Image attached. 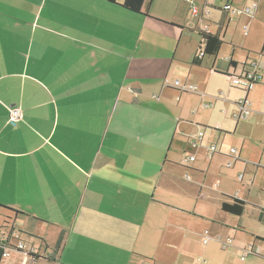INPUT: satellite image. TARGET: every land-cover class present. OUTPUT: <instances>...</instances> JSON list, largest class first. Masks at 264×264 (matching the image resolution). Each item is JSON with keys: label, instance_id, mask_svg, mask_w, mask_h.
I'll list each match as a JSON object with an SVG mask.
<instances>
[{"label": "crops", "instance_id": "crops-1", "mask_svg": "<svg viewBox=\"0 0 264 264\" xmlns=\"http://www.w3.org/2000/svg\"><path fill=\"white\" fill-rule=\"evenodd\" d=\"M122 1L0 0V209L22 213L6 212V222L25 246L11 237L1 264L196 260L201 214L177 156L195 125H213L211 145L220 138L222 108L246 97L228 77L246 61L262 77L251 112L264 102V45L258 56L245 44L240 56L202 59L200 33L221 34L232 13L210 27L208 4L196 18L185 0H150L148 18ZM175 81L197 91L180 93ZM10 109L21 111L14 124ZM205 110L220 120L198 119Z\"/></svg>", "mask_w": 264, "mask_h": 264}, {"label": "rangeland", "instance_id": "rangeland-1", "mask_svg": "<svg viewBox=\"0 0 264 264\" xmlns=\"http://www.w3.org/2000/svg\"><path fill=\"white\" fill-rule=\"evenodd\" d=\"M237 2L246 3V6L256 3L258 11L254 18L226 15L221 29L225 43L220 56H228L233 50L240 56L245 53L243 50L245 44L258 50L254 51L256 54L251 53L258 56L264 45V0L263 4L258 0ZM195 3L200 12L206 9L205 4L211 6V14L206 16L205 20L211 22L210 27H216L214 24L220 21L221 10H224L226 0H216L213 3L211 0H195ZM196 20L194 18V21ZM222 110L228 112L226 115L222 114L227 116L224 122L225 129H220L222 131L220 138L214 140L220 151L211 158L207 157L206 148L211 145L208 136L214 130L213 125H201L206 128L195 125L193 137L201 131L204 134L202 141L194 148L188 143L187 151L180 152L177 156L178 161L185 164L181 168L184 176L189 175L193 184L190 188V208L201 214L191 231L194 235L196 255L193 264H264V257L261 256H249L245 260L241 258L242 250L248 245H264V102L253 109L254 112L263 114L252 111L248 117L241 120L235 118L240 113V108L236 105ZM208 112L210 111L202 112L198 119L203 121L211 119L213 116ZM215 120H220L219 116H214L212 122ZM232 149L236 150V155L231 154ZM190 155L195 156V162L185 163L186 156ZM240 176L243 178L242 181L239 180ZM229 198L246 202L241 217L221 211L222 202L228 201ZM6 221V212H2L0 237L10 233L12 224H5ZM206 231L212 238L208 244L204 243ZM228 238L232 239V245L224 249L220 240L225 241ZM19 241L24 240L19 236H12L13 245Z\"/></svg>", "mask_w": 264, "mask_h": 264}, {"label": "built area", "instance_id": "built-area-1", "mask_svg": "<svg viewBox=\"0 0 264 264\" xmlns=\"http://www.w3.org/2000/svg\"><path fill=\"white\" fill-rule=\"evenodd\" d=\"M185 3H187L189 6L190 14L193 17L196 18L199 17L200 11L196 3L193 0H185ZM257 10H258V5L256 3L252 5H248L244 8H235L231 4V0H226V4L223 11L230 12L237 17L246 16L253 18ZM199 56L202 58L203 54L199 53ZM257 69H258L257 62L253 60H249L243 64V68L240 74L237 75L232 74L228 77L231 87L245 93L246 95V97L243 98L238 104L239 107L241 108V113L239 114V116H237L238 120L245 119L251 113V109H250L251 102H249L247 99L248 94L255 88L256 85H258L262 81V77L260 73H258ZM173 88L179 91L180 93H195L197 91L196 86L180 85L179 81L174 82ZM9 111H10V123L14 124L15 122L21 119L20 109H10ZM202 137H203V133L200 131L198 136L191 141L190 145L192 147H197ZM218 152H219L218 146L213 144L207 149V157L211 158L214 154ZM231 154L236 155L237 154L236 150L232 149ZM185 160L186 163H193L195 162V156L194 155L186 156ZM187 178H189V176H187ZM239 180L242 181L243 178L240 176ZM211 239L212 238L210 237L209 232L206 231L204 237V243L207 244ZM220 243L222 244L224 249H228L232 245V239L228 238L225 241L220 240ZM24 248L25 246L23 245V243L19 242L15 249L23 250ZM8 251L9 250H6L4 252L3 257L7 256ZM249 256L264 257V245L263 246L248 245L247 247H245L242 250L241 258L242 260H245Z\"/></svg>", "mask_w": 264, "mask_h": 264}, {"label": "trees", "instance_id": "trees-1", "mask_svg": "<svg viewBox=\"0 0 264 264\" xmlns=\"http://www.w3.org/2000/svg\"><path fill=\"white\" fill-rule=\"evenodd\" d=\"M105 1L111 4H118V0H105ZM149 2L150 0H123L122 3L119 5L129 13L151 18L147 14V8L149 6ZM200 37H201V46L199 48V53L203 54L202 59L205 57L215 58L219 54L224 44L222 35L220 33L210 34L207 32H201ZM201 62H202L201 58H196L194 64L201 65ZM231 66H235V64L231 62ZM246 205H247L246 202L240 199L229 198L228 201L225 200L222 202L221 211L228 215L241 217L244 214ZM2 209L4 212L13 213L14 216L22 215V213L18 211H14L12 209H7V208H2ZM2 209H0V211ZM5 224L9 225V223L7 222H5ZM13 233H14V229L11 227L9 235H3V239L0 240V264L3 259L4 252L6 250L14 249V247L10 245L11 244L10 240L11 237L13 236ZM61 242H62V238L58 240L54 248L55 253L58 250H60Z\"/></svg>", "mask_w": 264, "mask_h": 264}]
</instances>
